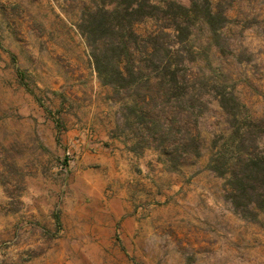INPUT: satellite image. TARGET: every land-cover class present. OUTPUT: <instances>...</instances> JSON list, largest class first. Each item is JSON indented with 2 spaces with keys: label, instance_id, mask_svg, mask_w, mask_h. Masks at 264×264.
<instances>
[{
  "label": "rangeland",
  "instance_id": "obj_1",
  "mask_svg": "<svg viewBox=\"0 0 264 264\" xmlns=\"http://www.w3.org/2000/svg\"><path fill=\"white\" fill-rule=\"evenodd\" d=\"M102 1L0 0V264H264V211L236 214L210 167L242 114L264 126V0L227 7L222 48L191 28L175 105L203 142L175 169L132 150L131 100L94 70L78 25Z\"/></svg>",
  "mask_w": 264,
  "mask_h": 264
},
{
  "label": "trees",
  "instance_id": "obj_2",
  "mask_svg": "<svg viewBox=\"0 0 264 264\" xmlns=\"http://www.w3.org/2000/svg\"><path fill=\"white\" fill-rule=\"evenodd\" d=\"M236 1L213 5L211 0H189L184 6L172 0L161 5L152 0H103L85 9L78 28L100 83L122 100H131L125 117L137 142L132 150L155 148L174 169L201 156L199 131L184 117L177 119L179 61L194 26H205L213 44L224 46L227 7ZM140 25L148 28L140 32ZM227 96L222 95L221 104L232 117ZM241 117L235 135L227 138L224 151L219 148L210 167L226 178L225 198L233 211L254 220L264 211V126L262 121L247 122L245 114Z\"/></svg>",
  "mask_w": 264,
  "mask_h": 264
},
{
  "label": "crops",
  "instance_id": "obj_3",
  "mask_svg": "<svg viewBox=\"0 0 264 264\" xmlns=\"http://www.w3.org/2000/svg\"><path fill=\"white\" fill-rule=\"evenodd\" d=\"M122 148H124V147H122ZM128 153H130V152H128ZM130 154H132V153H130ZM80 173H81V172H78V173L76 174V176H79ZM46 206H47V204L44 203L43 207H46ZM47 208H48V209H51V205L47 206ZM29 264H39V262H38L37 260H34V261H32L31 263H29Z\"/></svg>",
  "mask_w": 264,
  "mask_h": 264
},
{
  "label": "built area",
  "instance_id": "obj_4",
  "mask_svg": "<svg viewBox=\"0 0 264 264\" xmlns=\"http://www.w3.org/2000/svg\"><path fill=\"white\" fill-rule=\"evenodd\" d=\"M69 154V153H68Z\"/></svg>",
  "mask_w": 264,
  "mask_h": 264
}]
</instances>
